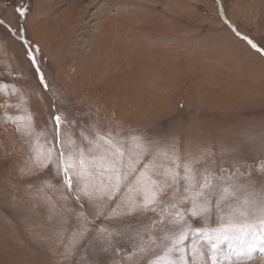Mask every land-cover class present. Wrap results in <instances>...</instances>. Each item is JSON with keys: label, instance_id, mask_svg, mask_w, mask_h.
<instances>
[{"label": "rangeland", "instance_id": "obj_1", "mask_svg": "<svg viewBox=\"0 0 264 264\" xmlns=\"http://www.w3.org/2000/svg\"><path fill=\"white\" fill-rule=\"evenodd\" d=\"M0 22V84L17 90L0 93V105H19L0 107V264H121L137 231L145 248L137 255L146 259L164 251L153 252L150 238L171 227H143L160 220L163 205L108 218L123 189L110 201L78 202L51 164L21 176L28 138L5 114L31 111L36 130L49 132L50 117L61 114L77 141L81 130L135 134L149 147L141 168L153 156L156 171L175 167L164 155L174 147L181 175L183 161L203 155L194 168L219 176L238 167L240 183L264 188V0H0ZM212 203L208 223L216 226ZM185 219L201 229L182 246L192 264L187 246L204 251L212 234L187 211ZM100 228L119 234L109 244ZM220 254L264 264V233L225 242ZM207 260L205 251L196 264Z\"/></svg>", "mask_w": 264, "mask_h": 264}, {"label": "snow or ice", "instance_id": "obj_2", "mask_svg": "<svg viewBox=\"0 0 264 264\" xmlns=\"http://www.w3.org/2000/svg\"><path fill=\"white\" fill-rule=\"evenodd\" d=\"M19 11L23 16L24 11ZM9 87L11 92L5 91V85L0 84V93L15 96L16 86L13 84ZM26 103L21 94L20 104L26 106ZM5 106L19 105H0ZM5 119L16 122L17 131L28 138V156L24 166L19 168L21 176L34 175L51 164L55 173L63 177L61 186L78 202L81 199H87L89 202L103 201L105 198L110 201L123 189L116 208L112 209L108 218L132 215L136 212H157L163 205L159 213L160 220L143 226L148 232L159 224L166 223L171 226L160 228V235L150 238L154 245L152 251L162 248L163 253L146 259L138 256V253L145 252V248L144 237L137 231L135 237L139 242L133 244L131 254H126L121 264H184L186 249L182 246L189 240L190 233L201 230L185 219L186 211L193 219L199 218L202 225L212 234L204 251L198 250L195 241L187 246L189 253L195 254L192 264H196V260L203 261L205 251L208 260L203 264H234L233 257L220 254L221 245L225 242H242L247 237L264 233V188H258L251 183H240L244 174L239 172L238 167L235 173H228L227 169L221 168V175L217 176L208 166L202 169L192 166L203 159L201 155L196 159L183 161L181 175L177 170L181 167V162L173 147L170 154L164 155L175 167L165 166L164 171L159 172L156 171L155 156L142 168L139 167L149 152V147L141 136L129 134L122 137L119 134L92 129L81 130L80 140L77 141L70 130L64 127L66 121L61 114L50 117L51 132L47 128L36 130L31 111L16 117L5 114ZM133 148L137 150L135 153L131 151ZM260 170L264 171V162H261ZM181 179L184 181L182 190L179 186ZM44 185L52 187L49 181H44ZM169 188L172 192L168 201L161 200V196ZM213 198L216 226L208 223L213 213ZM189 202L191 208L186 211L180 207ZM86 231L87 228L84 227L79 235L83 236ZM117 234L119 233L116 230L100 228L98 238L102 237L110 244L111 237ZM71 254L72 247L68 245L64 253L65 258Z\"/></svg>", "mask_w": 264, "mask_h": 264}]
</instances>
